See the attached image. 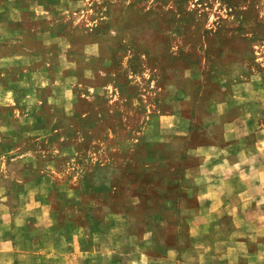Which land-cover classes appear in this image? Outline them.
Segmentation results:
<instances>
[{
  "label": "rangeland",
  "instance_id": "374dc122",
  "mask_svg": "<svg viewBox=\"0 0 264 264\" xmlns=\"http://www.w3.org/2000/svg\"><path fill=\"white\" fill-rule=\"evenodd\" d=\"M257 128L264 0H0V264L204 263L197 167Z\"/></svg>",
  "mask_w": 264,
  "mask_h": 264
},
{
  "label": "crops",
  "instance_id": "0c3cea01",
  "mask_svg": "<svg viewBox=\"0 0 264 264\" xmlns=\"http://www.w3.org/2000/svg\"><path fill=\"white\" fill-rule=\"evenodd\" d=\"M229 110L222 108V112ZM244 118L227 124L229 131L243 132L249 126ZM174 122L173 126L177 124ZM262 131L257 128L251 144L246 141L251 133H229L230 141L202 158L193 178L204 182L202 209L190 219V227L191 237L198 240L200 254L206 259L204 263L184 264H264V152L259 151L260 146L264 150ZM247 160L252 162L246 164ZM224 221L229 228L224 227Z\"/></svg>",
  "mask_w": 264,
  "mask_h": 264
},
{
  "label": "trees",
  "instance_id": "16d2710c",
  "mask_svg": "<svg viewBox=\"0 0 264 264\" xmlns=\"http://www.w3.org/2000/svg\"><path fill=\"white\" fill-rule=\"evenodd\" d=\"M181 156H183V155H181ZM182 158V157H181Z\"/></svg>",
  "mask_w": 264,
  "mask_h": 264
}]
</instances>
